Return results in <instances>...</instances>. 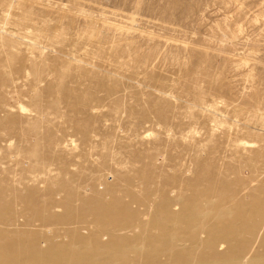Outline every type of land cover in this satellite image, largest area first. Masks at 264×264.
<instances>
[{"label":"rangeland","instance_id":"rangeland-1","mask_svg":"<svg viewBox=\"0 0 264 264\" xmlns=\"http://www.w3.org/2000/svg\"><path fill=\"white\" fill-rule=\"evenodd\" d=\"M12 240L64 264L264 259V0H0V262Z\"/></svg>","mask_w":264,"mask_h":264},{"label":"bare ground","instance_id":"bare-ground-1","mask_svg":"<svg viewBox=\"0 0 264 264\" xmlns=\"http://www.w3.org/2000/svg\"><path fill=\"white\" fill-rule=\"evenodd\" d=\"M42 52V51H41ZM92 54V53H91ZM34 73H37L36 71L34 72ZM113 160V159H112ZM209 202V201H208ZM114 203V202H113ZM232 204H233V201H232ZM207 205V204H206ZM227 206V205H226ZM205 207V206H204ZM224 209V208H223ZM15 210V209H14ZM111 211V210H110ZM114 212H115V210H113ZM100 212V211H99ZM219 212V211H218ZM109 214H104V218H105V220L107 221L108 220V222L110 223V225L111 226H114L113 228H114V230H116V228L118 227L119 229L120 228H124V229H126V228H128L127 226L125 227V223L127 222H123V220H122V222L124 223H121L119 220H121L118 216H116V214L115 213H110V212H108ZM205 213V212H204ZM208 214V213H207ZM106 215V216H105ZM237 216H239L240 218L242 217V215L239 213ZM128 217H130V216H128ZM127 217V218H128ZM161 217V218H160ZM160 217H156L155 218V220L154 221H152V224H154V225H159L158 223H160V221H162V220H170V221H172L173 222V219L175 218V217H173L172 215H171V213L169 212V210H168V208H166V204H165V202H163V203H161V205H160ZM221 217V216H220ZM228 217V216H227ZM116 218H118V221L120 222H118L117 220H116ZM132 219V218H131ZM29 220V219H28ZM8 221V220H7ZM125 221V220H124ZM130 221V220H129ZM207 222V221H206ZM131 224V222H128V224ZM174 224V226H175V224H176V221H175V223H173ZM206 224V223H205ZM202 225V224H201ZM206 225H208V224H206ZM131 226V225H130ZM31 227V226H30ZM110 227V226H109ZM132 227V226H131ZM159 227V226H158ZM157 227V228H158ZM173 227V226H172ZM32 228V227H31ZM112 228V227H111ZM122 228V230H123V232H124V229ZM226 229L224 230V234H223V236H225V237H227V238H229V237H231V235H233V231H232V229H228L227 227H225ZM210 229V228H209ZM128 230V229H127ZM165 230V229H164ZM164 230H159V231H157V233H160V232H164ZM208 230V229H207ZM109 231H112V230H109ZM167 231V230H166ZM203 231V230H202ZM114 231H112V233H113ZM119 231H116V233H118ZM120 232H122L121 230H120ZM74 233H77V231H74ZM111 233V234H112ZM115 233V232H114ZM172 233V232H171ZM170 233V234H171ZM79 234V233H78ZM78 234H73L72 236H71V239H73V240H75V239H78L79 238V236H78ZM174 234V233H173ZM206 234V233H205ZM103 235V234H102ZM105 235V234H104ZM102 236V237H105V236ZM108 235H110V234H108ZM207 235V234H206ZM210 235H212L211 234V232L209 233V236ZM26 236V235H25ZM141 237V236H140ZM142 237H144V234L142 235ZM134 238V237H133ZM133 238H130V239H128V238H126V242H120V243H118V242H110L109 244H111V246H109V248L110 249H112V250H114V251H116V252H118L119 250H122L123 249V247L125 248V245L127 246V244L126 243H128L129 242V240H132ZM65 239V238H64ZM99 239V238H98ZM137 239H139L140 241H141V239L138 237ZM173 239V238H172ZM2 241V240H1ZM77 241V240H76ZM144 241V240H143ZM142 241V242H143ZM209 241H211V240H209ZM257 241V240H256ZM16 241H7L6 242V244L7 245H5L6 246V248H9V249H7V250H11V248L14 246V245H16V243H17V245H16V247L18 246H20V245H18V242H16ZM41 242V241H40ZM172 242V241H171ZM37 243V242H36ZM144 243V242H143ZM33 244V245H32ZM44 246H45V244H47V242L44 244V243H42ZM211 245V244H210ZM5 246H3V248H5ZM41 246V245H40ZM18 247L16 248V249H18ZM85 247V246H84ZM2 248V250L3 251H5L4 249ZM13 248H15V247H13ZM20 248V247H19ZM43 248V247H42ZM129 248V247H128ZM128 248H126V250L128 249ZM1 249V248H0ZM20 250V251H19ZM18 251H19V253L21 254V255H23L24 257H23V259L21 258V259H19V261H17V262H11V263H8V262H4V261H2V262H0V264H64L63 262H65V260L63 261V253H64V250L63 249H59V248H57V246H51V247H45V248H43V249H40V248H36L35 246H34V243L32 242L31 243V245H30V247L27 245V246H23V247H21L20 249H19ZM98 250V249H97ZM11 251H14V252H16V254L18 253L17 251H15L14 249L13 250H11ZM66 251V250H65ZM12 253V252H11ZM13 254V253H12ZM119 254V253H118ZM65 255V254H64ZM249 255V254H248ZM61 256H63L62 258H61ZM70 258V257H69ZM247 258V257H246ZM66 261H68L67 259H66ZM238 261H239V259H232L230 262H228L227 263V260H226V263H224V264H237L238 263ZM203 262V261H202ZM243 262H246L245 260L243 261ZM264 262V259H253V261H249L247 264H260V263H263ZM66 263V262H65ZM205 264H206V262H204ZM203 263V264H204ZM72 264H73V262H72ZM207 264H210V263H207ZM245 264V263H244Z\"/></svg>","mask_w":264,"mask_h":264}]
</instances>
